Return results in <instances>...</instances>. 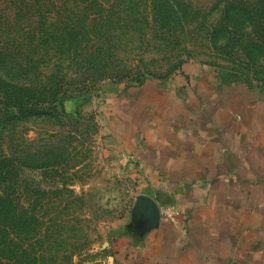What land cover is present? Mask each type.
<instances>
[{
    "label": "rangeland",
    "instance_id": "rangeland-1",
    "mask_svg": "<svg viewBox=\"0 0 264 264\" xmlns=\"http://www.w3.org/2000/svg\"><path fill=\"white\" fill-rule=\"evenodd\" d=\"M224 6V0H0L1 76L35 88L68 84L57 112L0 125V156L31 154L36 167L22 172L32 176L31 196L20 190V211L36 216L34 232L20 236V250L33 253L29 264H144V231L158 214L143 195L145 168L131 158L123 164L114 148L113 130L128 131L127 119L116 125L115 116L130 109L127 94L140 97L148 80L181 72L215 79L216 92L229 95L233 107L238 97L252 103L264 96V53L242 13L225 21ZM110 69L130 76L76 81ZM1 104L0 95V116ZM149 198L158 210L172 204L156 207ZM136 202L148 212L143 207L134 218ZM237 229L234 240L244 233ZM24 259L0 255V264H28Z\"/></svg>",
    "mask_w": 264,
    "mask_h": 264
},
{
    "label": "crops",
    "instance_id": "crops-1",
    "mask_svg": "<svg viewBox=\"0 0 264 264\" xmlns=\"http://www.w3.org/2000/svg\"><path fill=\"white\" fill-rule=\"evenodd\" d=\"M181 73L145 81L142 96L127 94L130 109L115 116L116 125L127 119L128 131L113 130L114 148L123 164L131 158L145 168L143 195L179 212L175 225L158 210L144 231V264H264V96L238 97L233 107L215 79ZM143 207L136 202L134 218ZM236 229L242 239H232Z\"/></svg>",
    "mask_w": 264,
    "mask_h": 264
},
{
    "label": "trees",
    "instance_id": "trees-1",
    "mask_svg": "<svg viewBox=\"0 0 264 264\" xmlns=\"http://www.w3.org/2000/svg\"><path fill=\"white\" fill-rule=\"evenodd\" d=\"M224 20L230 21L235 13H242V18L252 30V38L257 42V46L264 53V0H224ZM89 72V71H88ZM6 78H9V72L4 70ZM103 75V76H102ZM94 73L90 75H81L78 80L85 85L86 82L95 79H114L122 81L128 79L130 72L127 69H110L105 74ZM167 78V77H166ZM75 81V82H76ZM50 86L35 88L33 86H21L17 83H11L5 80L0 74V95L3 114L0 116V125L8 122H16L22 118H30L38 115H50L47 113L57 112L54 104L58 97L67 87V81L52 82ZM55 97V99L53 98ZM55 100V101H54ZM45 105V106H42ZM55 152L63 149V145L52 148ZM51 149V150H52ZM50 147L47 148L44 156L45 168L50 163ZM64 153V152H63ZM34 159L31 154L26 157H20L16 154L0 156V255H11L15 260L20 257L24 262H30L33 253L27 249L20 250V236L22 233H32L35 228L29 226L35 221L33 209L23 213L20 211L21 189L25 188L30 197L34 189L32 176L22 177L24 170H34L32 166ZM28 258V259H27Z\"/></svg>",
    "mask_w": 264,
    "mask_h": 264
},
{
    "label": "built area",
    "instance_id": "built-area-1",
    "mask_svg": "<svg viewBox=\"0 0 264 264\" xmlns=\"http://www.w3.org/2000/svg\"><path fill=\"white\" fill-rule=\"evenodd\" d=\"M160 215L163 219L171 224H177L179 221L178 209L172 204L162 205L160 208Z\"/></svg>",
    "mask_w": 264,
    "mask_h": 264
},
{
    "label": "water",
    "instance_id": "water-1",
    "mask_svg": "<svg viewBox=\"0 0 264 264\" xmlns=\"http://www.w3.org/2000/svg\"><path fill=\"white\" fill-rule=\"evenodd\" d=\"M146 201L152 206L153 210L156 211V214H158V208H155V206H153V204H151V202L148 201V199H146ZM140 204V207H142L143 204L139 203ZM157 207V206H156Z\"/></svg>",
    "mask_w": 264,
    "mask_h": 264
}]
</instances>
